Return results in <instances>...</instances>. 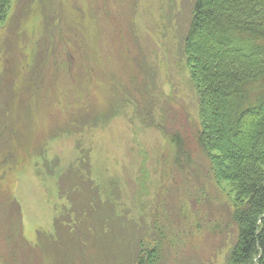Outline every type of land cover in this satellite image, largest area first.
I'll list each match as a JSON object with an SVG mask.
<instances>
[{"label": "rangeland", "instance_id": "1", "mask_svg": "<svg viewBox=\"0 0 264 264\" xmlns=\"http://www.w3.org/2000/svg\"><path fill=\"white\" fill-rule=\"evenodd\" d=\"M192 7L10 0L0 22V264H139L155 247L154 264H225L233 192L197 142L183 46ZM175 135L190 156L182 165Z\"/></svg>", "mask_w": 264, "mask_h": 264}, {"label": "trees", "instance_id": "2", "mask_svg": "<svg viewBox=\"0 0 264 264\" xmlns=\"http://www.w3.org/2000/svg\"><path fill=\"white\" fill-rule=\"evenodd\" d=\"M9 6L0 0V22ZM183 46L198 99L200 151L216 181L233 192L236 230L225 264H264V0H193ZM173 142L180 143V165L190 156L177 135ZM155 250L138 263L154 264Z\"/></svg>", "mask_w": 264, "mask_h": 264}]
</instances>
